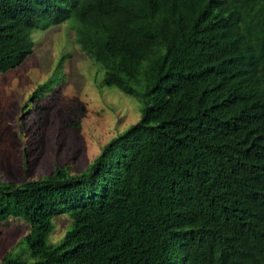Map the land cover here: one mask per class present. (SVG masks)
Returning a JSON list of instances; mask_svg holds the SVG:
<instances>
[{"label":"trees","instance_id":"obj_1","mask_svg":"<svg viewBox=\"0 0 264 264\" xmlns=\"http://www.w3.org/2000/svg\"><path fill=\"white\" fill-rule=\"evenodd\" d=\"M65 19L139 116L80 173L0 181L31 259L0 264H264V0H0V73Z\"/></svg>","mask_w":264,"mask_h":264},{"label":"rangeland","instance_id":"obj_2","mask_svg":"<svg viewBox=\"0 0 264 264\" xmlns=\"http://www.w3.org/2000/svg\"><path fill=\"white\" fill-rule=\"evenodd\" d=\"M73 23L35 29L27 59L0 73V181L39 179L58 167L80 173L139 116L136 100L102 85L100 64L73 40ZM52 223L48 241L57 244L69 218ZM27 234L20 219L0 222V259L10 252L29 263Z\"/></svg>","mask_w":264,"mask_h":264}]
</instances>
